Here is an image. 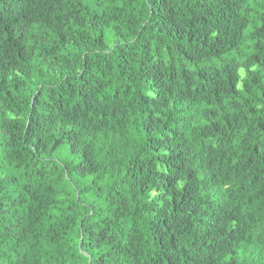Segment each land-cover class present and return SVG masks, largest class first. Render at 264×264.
I'll return each mask as SVG.
<instances>
[{
  "label": "trees",
  "instance_id": "trees-1",
  "mask_svg": "<svg viewBox=\"0 0 264 264\" xmlns=\"http://www.w3.org/2000/svg\"><path fill=\"white\" fill-rule=\"evenodd\" d=\"M264 264V0H0V264Z\"/></svg>",
  "mask_w": 264,
  "mask_h": 264
},
{
  "label": "rangeland",
  "instance_id": "rangeland-1",
  "mask_svg": "<svg viewBox=\"0 0 264 264\" xmlns=\"http://www.w3.org/2000/svg\"><path fill=\"white\" fill-rule=\"evenodd\" d=\"M259 248L249 247L243 253V264H258Z\"/></svg>",
  "mask_w": 264,
  "mask_h": 264
}]
</instances>
